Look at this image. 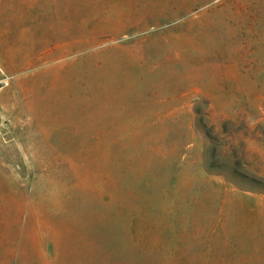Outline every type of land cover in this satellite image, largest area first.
Returning <instances> with one entry per match:
<instances>
[{"label":"rangeland","instance_id":"374dc122","mask_svg":"<svg viewBox=\"0 0 264 264\" xmlns=\"http://www.w3.org/2000/svg\"><path fill=\"white\" fill-rule=\"evenodd\" d=\"M0 264H264V0H0Z\"/></svg>","mask_w":264,"mask_h":264}]
</instances>
